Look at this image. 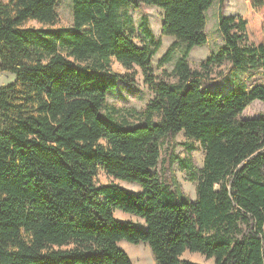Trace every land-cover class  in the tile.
Returning a JSON list of instances; mask_svg holds the SVG:
<instances>
[{
    "label": "trees",
    "instance_id": "obj_1",
    "mask_svg": "<svg viewBox=\"0 0 264 264\" xmlns=\"http://www.w3.org/2000/svg\"><path fill=\"white\" fill-rule=\"evenodd\" d=\"M58 1L0 0V72L15 75L0 87V264H134L123 240L147 244L156 264H202L185 252L264 264V116L241 117L264 103V82L205 87L216 75H264V0L245 15L220 13L225 46L197 67L190 53L207 44L206 11L218 0H72L69 26ZM140 4L159 8L162 36L175 39L161 66L184 45L175 82L155 75L162 40L147 13L133 22ZM140 74L153 99L129 124L107 100ZM181 132L204 151L201 168L180 160L193 201L155 172L163 142Z\"/></svg>",
    "mask_w": 264,
    "mask_h": 264
},
{
    "label": "rangeland",
    "instance_id": "obj_2",
    "mask_svg": "<svg viewBox=\"0 0 264 264\" xmlns=\"http://www.w3.org/2000/svg\"><path fill=\"white\" fill-rule=\"evenodd\" d=\"M250 3L251 0H218L213 3V5L206 11V34L208 42L204 46L194 47L190 53V62L193 67H197L201 61H204L211 54V52H216L225 46L224 37L219 29L220 13L227 16L245 15L250 10ZM57 13L61 24L64 26L71 25L73 21L72 0H59L57 4ZM129 13L131 14L133 22L136 26H138L141 22V15L143 13L148 14L153 32L162 40V47L153 58L155 75L157 76L158 81L164 80L167 82H175L170 74L174 69L176 61L182 55L184 45H178L175 48L172 60L169 63L162 66L160 65L162 57L175 43V39L172 36H162L161 34L163 23L161 10L157 7L140 4L137 9H132ZM263 14L259 15V19L263 17ZM138 44L143 46V42H141L140 39L138 40ZM116 67H118V65ZM225 71L226 69L223 70V72ZM120 72H123V69ZM219 76L220 75H216L213 80L206 81L205 87L211 89H222L224 92H227L232 88L240 90L243 89L241 88L242 86H248L255 82H264V75L261 74L248 77L245 73H239L237 74V78H235V76ZM152 99L153 92L144 83V77L140 74L134 85L120 84L116 91L108 96L106 110L115 109V116L117 119H125L129 124H136L140 121L135 115L136 111H143L145 106ZM261 116H264V103L259 100H255L241 115L242 118H254ZM191 159L194 160V163L198 168L203 167L204 151L202 145L194 139L185 136L184 132H181L174 139L169 137L163 142L162 163L157 167L155 172L159 175V177L164 173V175L169 177V181L176 180V182L181 185L185 197L188 200L193 201L196 198L195 184L190 180L189 173L184 171L181 166L182 160L188 162ZM99 179L102 182L110 181V179L103 172L99 174ZM117 182L127 190L135 192L141 190V187L139 189L137 184L123 181ZM116 217L122 221L131 220L140 224L143 223V221L137 216L124 214L122 211H117ZM120 246L129 254L134 264H156L150 247L145 243L135 245L123 240L120 243ZM182 258L196 263L202 262V264H214L213 259L207 260L205 256L199 253L185 252Z\"/></svg>",
    "mask_w": 264,
    "mask_h": 264
},
{
    "label": "crops",
    "instance_id": "obj_3",
    "mask_svg": "<svg viewBox=\"0 0 264 264\" xmlns=\"http://www.w3.org/2000/svg\"><path fill=\"white\" fill-rule=\"evenodd\" d=\"M0 74H4V75H0V87L9 84V82L13 81L15 78L14 74L9 73V72H0ZM139 189H140V186H139Z\"/></svg>",
    "mask_w": 264,
    "mask_h": 264
}]
</instances>
